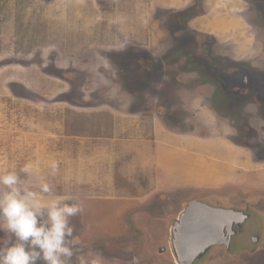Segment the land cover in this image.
Masks as SVG:
<instances>
[{"label": "rangeland", "instance_id": "rangeland-1", "mask_svg": "<svg viewBox=\"0 0 264 264\" xmlns=\"http://www.w3.org/2000/svg\"><path fill=\"white\" fill-rule=\"evenodd\" d=\"M27 162L82 206L68 264H180L195 202L250 220L192 264H264V0H0V172L39 192Z\"/></svg>", "mask_w": 264, "mask_h": 264}, {"label": "clouds", "instance_id": "clouds-1", "mask_svg": "<svg viewBox=\"0 0 264 264\" xmlns=\"http://www.w3.org/2000/svg\"><path fill=\"white\" fill-rule=\"evenodd\" d=\"M50 168L55 174L57 163L52 161ZM19 172L36 178L39 192L15 170L0 172V228L15 237L14 242L0 243V264H68L79 243L70 218L83 211L81 204L67 202L72 200L67 196L45 200L42 194H51L52 185L32 162Z\"/></svg>", "mask_w": 264, "mask_h": 264}, {"label": "water", "instance_id": "water-1", "mask_svg": "<svg viewBox=\"0 0 264 264\" xmlns=\"http://www.w3.org/2000/svg\"><path fill=\"white\" fill-rule=\"evenodd\" d=\"M241 212L214 208L202 203L191 204L177 223L174 245L180 264H192L214 245L226 243L224 230L236 221ZM228 234L230 230H227ZM228 243V242H227Z\"/></svg>", "mask_w": 264, "mask_h": 264}, {"label": "crops", "instance_id": "crops-1", "mask_svg": "<svg viewBox=\"0 0 264 264\" xmlns=\"http://www.w3.org/2000/svg\"><path fill=\"white\" fill-rule=\"evenodd\" d=\"M213 25H216V26H218L217 24H213ZM219 27V26H218ZM218 27H215V29H220V28H218ZM229 27V26H228ZM227 27V28H228ZM222 30H226V29H222ZM217 31H220V30H216V32ZM244 43H246V42H244ZM245 46V45H244ZM246 51L248 50V49H245ZM240 56H241V54H240ZM239 56V57H240ZM159 162H161V161H159ZM168 164H169V166H170V168H171V170H172V166H171V164H172V159H171V161H170V163L168 162V161H166L165 160V162H163L162 163V176L160 177V179L159 180H157L158 181V183L161 185V186H163V185H165V183H167V185H169V182L167 181V179H168V177L166 176V171H165V168L167 169L168 168ZM166 166V167H165ZM173 184L175 183V182H172ZM176 185H179V184H176Z\"/></svg>", "mask_w": 264, "mask_h": 264}, {"label": "flooded vegetation", "instance_id": "flooded-vegetation-1", "mask_svg": "<svg viewBox=\"0 0 264 264\" xmlns=\"http://www.w3.org/2000/svg\"><path fill=\"white\" fill-rule=\"evenodd\" d=\"M258 203L260 202V200H258L257 201ZM255 206V205H254ZM257 209H259V208H257ZM247 219H249V213H247L246 215L245 214H242L241 216H238L237 218H236V221H235V223H242L243 221V224L245 223V221H247ZM250 220V219H249ZM242 221V222H241ZM242 224V225H243ZM242 227V226H241ZM252 227H256V226H252ZM252 227H251V229H252ZM241 229V228H240ZM236 233V230L234 231V229H231V231H230V233L228 234V235H226L227 236V238H226V241L227 240H230V236L231 235H234Z\"/></svg>", "mask_w": 264, "mask_h": 264}, {"label": "bare ground", "instance_id": "bare-ground-1", "mask_svg": "<svg viewBox=\"0 0 264 264\" xmlns=\"http://www.w3.org/2000/svg\"><path fill=\"white\" fill-rule=\"evenodd\" d=\"M227 230H230L231 231V229H227Z\"/></svg>", "mask_w": 264, "mask_h": 264}]
</instances>
